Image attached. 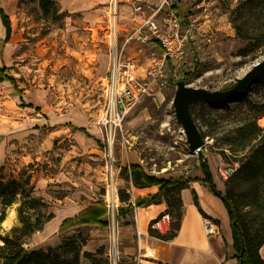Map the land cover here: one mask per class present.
<instances>
[{
  "label": "rangeland",
  "instance_id": "1",
  "mask_svg": "<svg viewBox=\"0 0 264 264\" xmlns=\"http://www.w3.org/2000/svg\"><path fill=\"white\" fill-rule=\"evenodd\" d=\"M53 1L59 12L65 14L59 22L41 19L35 4L26 0H0V9L11 26L10 39L4 43L5 30L0 22V67L8 68L6 75L15 80L13 88L8 82H0V167L5 178L18 179L22 172L29 175L35 193L49 205L48 212L57 213L84 210L97 200L106 202V194L111 199L112 190L116 194V208L120 205L118 192L128 193L133 203L144 191L134 185L132 173L121 171L130 165L141 166L152 175L155 171L159 177L193 178L202 176L203 159L216 181L224 183L217 168L233 160L231 154L235 152L229 151V146L236 138L240 119L252 118L258 107L264 105V73L237 106L233 103L209 108L198 102L191 107L190 115L205 142L202 157L189 152L184 132L174 116L173 79L176 76L192 88L226 90L264 59V41L235 36L230 11L236 0H178L179 11L192 21L201 50L195 52L191 44L187 46L184 60L166 72L165 86L155 89L125 117L110 152L102 141L99 123L110 61V45L103 30V7L107 0ZM122 1L125 17L120 19L125 24L132 15L126 5H131L132 0ZM158 54L155 47L130 44L122 60L144 67ZM228 111L231 116L224 118ZM232 116H237L238 121ZM257 125L263 128L264 118L258 119ZM161 204L163 212L153 220L167 215L172 230V217L179 212L176 193L167 194ZM115 215L116 209L114 224L110 219L108 229H80L89 238L94 229L104 231L93 236L100 239L91 245L105 246L111 264L113 256L116 264H134L133 257L118 253L121 243L117 239V226L126 217L134 232L120 229L118 235L133 236L132 243L139 246L134 210L117 222ZM16 224L14 206L8 209L0 234ZM161 226L168 229L166 223ZM62 233L58 231L59 236ZM30 237L25 248L35 246ZM259 253L263 259L264 248Z\"/></svg>",
  "mask_w": 264,
  "mask_h": 264
},
{
  "label": "trees",
  "instance_id": "2",
  "mask_svg": "<svg viewBox=\"0 0 264 264\" xmlns=\"http://www.w3.org/2000/svg\"><path fill=\"white\" fill-rule=\"evenodd\" d=\"M26 2L35 4V11L37 10L40 18L45 21L52 19L59 22L65 16L63 12H59L53 0H26ZM0 22L5 30L3 42L6 43L10 39L11 26L9 18L1 9ZM230 22L237 38L255 42L264 41V0H236L234 8L230 11ZM7 70L8 68L4 66L0 67V82H8L13 88L15 80L6 75ZM241 98L235 102L236 106L241 104ZM194 104L196 103L189 106V112ZM236 106L233 109H236ZM257 112L252 118L242 117L235 129L236 138L231 140L229 151L235 152L231 154L233 160L230 164L237 163L238 168L224 181L222 194L216 190L207 166H202L204 160H200L201 181L221 200L227 211L237 264H264L259 253L264 247V127L257 125V120L264 118V105L258 107ZM231 114V111L224 112L223 117L229 118ZM232 117L238 121L237 116ZM202 149L199 157L203 155ZM222 155L225 156L223 152ZM2 170L3 167H0V225L7 217L8 209L14 206L17 224L9 228L4 235L0 234V264H82L81 259H86L88 264H110L104 246L97 248L94 253H81L89 236L81 231L80 226L109 228V214L103 200H97L77 215L62 220L59 232L70 230V233H62L60 244L28 251L25 248L26 239L42 230L43 226L53 218V214L48 212L49 205L44 198L35 193L29 175L25 176L22 172L18 179L12 177L6 179ZM121 171L125 174L128 172L133 174L135 186L157 187L158 190L154 194L136 198L133 204L128 193L118 192L120 205L116 209V222L134 207L158 205L167 194L176 193L179 212L172 217V230L168 227L163 233L156 229L149 231V235L156 239L172 240L177 235L182 216L180 191L187 188L190 181L197 179L182 175L158 177L148 174L138 165H130L128 169L121 168ZM158 220L159 218L153 220L152 224ZM241 246L243 249L240 257Z\"/></svg>",
  "mask_w": 264,
  "mask_h": 264
},
{
  "label": "built area",
  "instance_id": "3",
  "mask_svg": "<svg viewBox=\"0 0 264 264\" xmlns=\"http://www.w3.org/2000/svg\"><path fill=\"white\" fill-rule=\"evenodd\" d=\"M128 2L129 0H124ZM122 0H107L103 7V30L110 45V61L108 78L103 88V106L99 117L102 127V141H105L110 152L117 132H121L125 117L134 110L155 89L164 87L166 72L176 68L188 55L187 46L191 44L195 52L201 50L193 34V24L189 18L179 11L178 0H132L126 5L131 10V17L122 24ZM188 20V21H187ZM130 44L146 45L158 49L156 58L144 67L132 61H123L126 46ZM192 70V68H188ZM187 69V70H188ZM177 77L173 79L176 87ZM167 85V84H166ZM202 148V147H201ZM200 148V151H201ZM193 154L198 155L197 152ZM238 164L232 163L217 168L221 180H227L237 170ZM157 175V172H153ZM152 175V174H151ZM111 199L106 194L105 205L109 214V222L114 224L116 194L112 190ZM162 223L168 225L167 215H163L154 223L152 229L165 231ZM216 223L210 218L203 219L205 236L216 234ZM138 237L140 232L136 229ZM148 258L153 255L146 253ZM112 263L116 264L113 256ZM111 264V262L109 261Z\"/></svg>",
  "mask_w": 264,
  "mask_h": 264
},
{
  "label": "crops",
  "instance_id": "4",
  "mask_svg": "<svg viewBox=\"0 0 264 264\" xmlns=\"http://www.w3.org/2000/svg\"><path fill=\"white\" fill-rule=\"evenodd\" d=\"M210 174L216 190L222 194L224 192L223 181L217 182L215 175L212 172ZM193 178L197 180L190 181L188 187L180 191L182 216L177 235L169 241H162L148 236L150 221L163 212L161 203L141 208L134 207L132 211L134 210L135 213L136 229L140 232L139 246L137 247L132 243L133 236L122 237L118 235L120 229H128L126 232L131 229L134 232L133 225L124 217L123 224L120 227L117 226V239L121 243V251H118V253L133 257L134 264H237L232 246L230 222L223 203L201 181L202 176L196 175ZM142 190L144 194L136 198L154 194L158 188L148 187ZM131 204L133 203L131 202ZM81 211L82 209L69 213L52 211L53 218L43 226L42 230L31 235L30 240L33 239L35 246L26 245L27 250L32 251L60 244L61 236H59L58 231L62 220L73 217ZM204 218H210L216 223V234L205 236L203 231ZM165 231H161V233ZM95 232H100V230L90 231L91 238L82 248L81 253H94L97 248L102 246L100 244L93 248L91 245V243L100 239L99 236L93 238L94 235L92 234ZM104 248L106 249L105 246ZM144 249H146L145 252H150L153 255L152 259L147 258L146 253H142ZM81 262L82 264H88L86 259H81Z\"/></svg>",
  "mask_w": 264,
  "mask_h": 264
},
{
  "label": "water",
  "instance_id": "5",
  "mask_svg": "<svg viewBox=\"0 0 264 264\" xmlns=\"http://www.w3.org/2000/svg\"><path fill=\"white\" fill-rule=\"evenodd\" d=\"M263 73L264 59L257 62L242 78L237 79L233 86L221 91L192 88L182 80L176 81V90L172 99L174 116L184 132L189 152L192 154L197 152L199 155L201 153L200 148L205 144L190 115L189 106L198 102L208 106L233 104L252 88ZM202 166H206V164L203 162ZM242 249L243 246H241L240 257L242 256Z\"/></svg>",
  "mask_w": 264,
  "mask_h": 264
},
{
  "label": "bare ground",
  "instance_id": "6",
  "mask_svg": "<svg viewBox=\"0 0 264 264\" xmlns=\"http://www.w3.org/2000/svg\"><path fill=\"white\" fill-rule=\"evenodd\" d=\"M121 21H122V20H121ZM57 221H59V219H57ZM98 234L102 235V234H104V231L95 232L93 235L95 236V235H98ZM122 237H123V236H122ZM148 254L151 255L150 252H148Z\"/></svg>",
  "mask_w": 264,
  "mask_h": 264
}]
</instances>
